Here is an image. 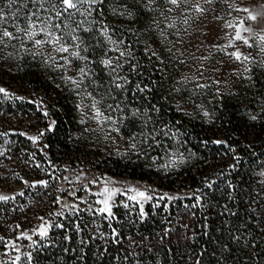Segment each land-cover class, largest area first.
Wrapping results in <instances>:
<instances>
[{"label":"snow or ice","instance_id":"obj_1","mask_svg":"<svg viewBox=\"0 0 264 264\" xmlns=\"http://www.w3.org/2000/svg\"><path fill=\"white\" fill-rule=\"evenodd\" d=\"M0 61V73L30 61L56 93L49 100L0 86V100L27 102L45 122L18 133L37 145L41 159L21 151L43 175L13 172L23 188L0 191L5 206L31 193L27 205L0 207L29 224L7 225L0 264H264V159L238 171L264 135V0H0ZM64 93L73 145L103 147L178 181L196 172L199 181L160 191L54 162L43 139L58 127L51 113L66 107ZM232 101L242 111L236 139L217 135ZM184 120L212 132L198 142L220 146L215 160L191 146ZM17 132H0V156L12 160Z\"/></svg>","mask_w":264,"mask_h":264},{"label":"trees","instance_id":"obj_2","mask_svg":"<svg viewBox=\"0 0 264 264\" xmlns=\"http://www.w3.org/2000/svg\"><path fill=\"white\" fill-rule=\"evenodd\" d=\"M8 74L9 78L13 76L18 77L17 80L22 87H31V89L36 91L35 94L37 95L46 93L49 100L56 95V93L52 91L50 81H46L44 71L36 66H33L31 63H28L27 65L25 64L23 70L21 71L12 70L11 72H8ZM0 82L8 86L11 84L9 81L4 79H0ZM32 92L34 91L32 90ZM59 104L66 107L59 111H57V109H52L51 113L52 117L58 120V127L53 132L45 133V138L43 139V144L48 145V147L45 148V151L49 153L50 158L53 159L54 162L69 163L73 167H79L82 165L83 167L93 168L111 176L145 180L167 190L179 189L178 185L180 183L187 184L191 182L192 185L195 186L199 181L200 174H197L196 172L186 173L183 181H178L173 175L165 176L163 173L158 175L154 171H149L148 169L141 167L135 159L128 161L126 159H120L115 155L109 156L103 152L102 147L90 148L88 144L83 143L79 146L73 145L67 140V135L70 134V132L77 131L78 129L75 121L72 119L74 113L69 112L72 104L66 93L63 94ZM0 107L4 109L3 112H0V132L9 128H15L13 127L15 122L20 123L26 120V115H24L25 112H28L34 119L42 120L45 125L44 118L41 114L27 102L17 101L13 104L11 101L0 100ZM241 114L242 111L236 106L235 101L230 102L227 112L225 113L223 126L217 135L226 134L233 139L239 138L237 135H234L236 133V129L233 127V124L237 122L236 117ZM166 118L180 120L179 115L172 116L169 114ZM182 123L184 124V127L181 131L188 134L186 138L190 139L191 146L202 155H205L209 161L215 160V151L220 146L210 145L209 148L206 149L198 142V138H205L206 135L211 136L212 132L209 131L206 133L204 130H201L198 124L193 126V124L188 123L186 120L182 121ZM257 132L259 133V128H257ZM18 133L19 131L17 133H10L15 152L11 161L13 170H15L14 172L19 175H24L26 178H35L38 174L43 175V173H38V170L34 167H29L25 163V161L30 160V157L28 153L21 151V149H27L29 153H36L37 159H41L42 154L37 150L36 144L31 143L26 137L19 135ZM2 139L3 137H0V143L3 142L1 141ZM247 139L248 141H252V133H249ZM244 142L245 141L241 138L240 143L238 144V149L243 148ZM254 148L256 156L253 157L249 154H245V159L241 162L242 168L238 169V171L242 175L247 174L249 168L254 167L258 160L264 159V156L259 155L261 152H264V135H258L256 137ZM214 166L218 167L219 165ZM12 178L13 182L17 185H23L17 177L12 175ZM30 199L31 193H26L23 197L18 196L17 201L9 202L7 206L0 204V207L10 208L12 203H23L27 205V202ZM172 207L175 210L176 206L173 205ZM146 210H150L149 205H146ZM157 212L160 215L164 214L162 209H158ZM12 221H19L24 225V227L29 226L28 222L23 219L20 212H8L6 216L4 214H0V235L13 234L7 232V225L11 224ZM33 223H35V221H33Z\"/></svg>","mask_w":264,"mask_h":264},{"label":"rangeland","instance_id":"obj_3","mask_svg":"<svg viewBox=\"0 0 264 264\" xmlns=\"http://www.w3.org/2000/svg\"><path fill=\"white\" fill-rule=\"evenodd\" d=\"M198 39H202V37H199V35L198 34H195V33L191 37V40H192V43L193 44H197ZM188 51L189 52H192V48H189ZM0 63H3V62L0 61ZM28 63H31V62L29 61V62H26L25 64L27 65ZM179 70L180 71H185L186 69L184 67H181ZM17 78L18 77H16V76H13V77H10L9 78V74H8L7 71H5L3 73H0V79H4V80L9 81L11 83L8 86V85H5L2 82H0V86L8 87L12 91L16 92L18 95L29 96L32 93H36V91L34 89H31V87H22L20 85L19 81L17 80ZM153 78L155 79L156 77H153ZM32 90L34 92H32ZM24 115H26L25 116L26 117V120H24L23 122H20V123L19 122H15L13 124V127H15L14 129H17L18 131H27V132H29L31 134H35L38 128L45 127V125L43 124L42 120L34 119L32 116L29 115L28 112H25ZM1 141H3V139ZM2 143H0V144H2ZM11 149H12V151H11L10 154L13 157L14 154H15V152H14V145L13 144L11 145ZM102 149H103V152L106 153L103 147H102ZM0 161H1V163H3V165H6L7 166V174L6 175H0V191L12 192L13 190H18L20 188H23V185H17L16 183L13 182L12 173L15 170H13V166L11 164V161L12 160L6 159L5 156H0ZM84 169L86 171L93 172V173H97V174L102 173L99 170H96V169H93V168H86V167H84ZM4 172H5V168L4 167L0 168V174H3ZM105 175L108 176V177H112L115 180H117L119 182H122V183H125V182L126 183H134V184H137V185L150 184V185H152L153 187L157 188L160 191L175 192V191H178V190H182V189L167 190V189L158 187L156 184L151 183V182H148V181H145V180L132 179V178H127V177H119V176H111V175H107V174H105ZM11 178H12V181H11Z\"/></svg>","mask_w":264,"mask_h":264}]
</instances>
